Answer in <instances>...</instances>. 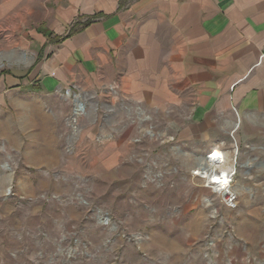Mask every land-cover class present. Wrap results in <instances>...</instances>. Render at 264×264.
<instances>
[{
    "label": "rangeland",
    "instance_id": "rangeland-1",
    "mask_svg": "<svg viewBox=\"0 0 264 264\" xmlns=\"http://www.w3.org/2000/svg\"><path fill=\"white\" fill-rule=\"evenodd\" d=\"M27 29L0 18V73L28 78ZM32 83L0 82V264H264V146L236 145L228 208L192 173L206 149L180 115Z\"/></svg>",
    "mask_w": 264,
    "mask_h": 264
},
{
    "label": "crops",
    "instance_id": "crops-1",
    "mask_svg": "<svg viewBox=\"0 0 264 264\" xmlns=\"http://www.w3.org/2000/svg\"><path fill=\"white\" fill-rule=\"evenodd\" d=\"M2 17L39 47L1 83L117 86L205 152L264 146V0H0Z\"/></svg>",
    "mask_w": 264,
    "mask_h": 264
},
{
    "label": "built area",
    "instance_id": "built-area-1",
    "mask_svg": "<svg viewBox=\"0 0 264 264\" xmlns=\"http://www.w3.org/2000/svg\"><path fill=\"white\" fill-rule=\"evenodd\" d=\"M216 150V154L214 153ZM237 146L234 144L232 154L220 148H211L205 153L202 160L207 161L214 168V174L207 173V169L195 167L192 173L203 180V186L221 199L228 208H235L237 204L236 195L233 190V179L236 174ZM210 175V177H208Z\"/></svg>",
    "mask_w": 264,
    "mask_h": 264
},
{
    "label": "bare ground",
    "instance_id": "bare-ground-1",
    "mask_svg": "<svg viewBox=\"0 0 264 264\" xmlns=\"http://www.w3.org/2000/svg\"><path fill=\"white\" fill-rule=\"evenodd\" d=\"M215 154H216V150H215V152H214ZM202 162V164H199L197 167H200L201 169H204V170H206L207 169V173H210L211 175H213L215 172H214V168L212 167H208L209 166V164H208V162L207 161H201ZM208 177H210V175H208Z\"/></svg>",
    "mask_w": 264,
    "mask_h": 264
},
{
    "label": "trees",
    "instance_id": "trees-1",
    "mask_svg": "<svg viewBox=\"0 0 264 264\" xmlns=\"http://www.w3.org/2000/svg\"><path fill=\"white\" fill-rule=\"evenodd\" d=\"M30 70H31V68H28V69L25 71L24 74L28 73ZM3 72H6V73H8V74H10V75H12L13 77H16V78H21V77H23V75H21V76L14 75V73H12L10 70H6V71H3Z\"/></svg>",
    "mask_w": 264,
    "mask_h": 264
}]
</instances>
